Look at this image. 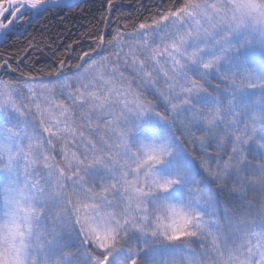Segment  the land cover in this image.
Returning <instances> with one entry per match:
<instances>
[{
	"label": "snow or ice",
	"instance_id": "1",
	"mask_svg": "<svg viewBox=\"0 0 264 264\" xmlns=\"http://www.w3.org/2000/svg\"><path fill=\"white\" fill-rule=\"evenodd\" d=\"M0 264H264V0H0Z\"/></svg>",
	"mask_w": 264,
	"mask_h": 264
},
{
	"label": "trees",
	"instance_id": "2",
	"mask_svg": "<svg viewBox=\"0 0 264 264\" xmlns=\"http://www.w3.org/2000/svg\"><path fill=\"white\" fill-rule=\"evenodd\" d=\"M73 15H76V13H73ZM74 32H75V30H74ZM11 51V50H10Z\"/></svg>",
	"mask_w": 264,
	"mask_h": 264
}]
</instances>
